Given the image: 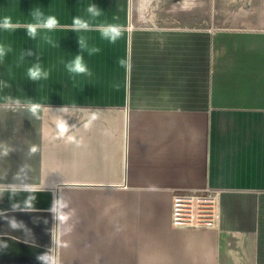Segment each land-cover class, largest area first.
<instances>
[{
	"label": "crops",
	"instance_id": "crops-1",
	"mask_svg": "<svg viewBox=\"0 0 264 264\" xmlns=\"http://www.w3.org/2000/svg\"><path fill=\"white\" fill-rule=\"evenodd\" d=\"M40 13L59 24L33 39ZM78 16L90 30H72ZM5 22L0 188L53 195L56 240L51 254L7 237L16 253L3 257L264 264V0H0ZM110 25L115 43L101 35ZM77 54L84 74L68 71ZM178 190H211L214 228L172 226ZM136 196L164 204L163 216ZM139 228L144 255L131 248Z\"/></svg>",
	"mask_w": 264,
	"mask_h": 264
},
{
	"label": "rangeland",
	"instance_id": "rangeland-1",
	"mask_svg": "<svg viewBox=\"0 0 264 264\" xmlns=\"http://www.w3.org/2000/svg\"><path fill=\"white\" fill-rule=\"evenodd\" d=\"M23 192H27V190H22V189H17V188H0V205H12L16 207L21 206V208H24L20 210H11L5 213H0V222L2 220L4 221L5 219L4 223L9 224L10 222H15V220L16 221L22 220L20 221L21 223H18L22 226V229H21L22 232H30L32 230L36 232L40 229V227L43 224L45 225L46 215L49 214L50 215V229H51V234L49 237L52 242V247L48 249L49 250L48 252L49 253L51 252V254H54L55 253L54 241L56 240V228H55V223H54L55 208L53 206L54 197L53 195H50L49 197L47 196L45 197L44 196H28V195H23ZM133 201L137 202V205L139 206L140 211H141V208L144 209L146 205L150 204L154 206L155 214L157 216L159 215L160 217V215L164 213V209H165L164 204L157 203L156 199H153L152 197L136 196V197H133ZM15 214H21V217L18 218L15 216ZM61 227H62V223H61ZM140 230L138 231V235L136 237H133V243L131 244L132 245L131 248L133 250V253H137L138 255H144L147 249L146 239H145V229H142L141 232ZM154 232H155V240H154L155 245H153L154 249L156 248L161 249L162 245H161L160 236H161L162 230L161 228L159 229L155 228ZM7 237L8 236L3 237L2 235H0V246L3 242H7V240L11 239V237H8L10 239H7ZM59 242L61 243L60 247L64 248V245H62L64 242V236H63L62 230H61V235L59 234ZM125 247L126 245H123V248ZM62 251L64 252V249ZM0 264H28V263H25V262L3 263L0 261Z\"/></svg>",
	"mask_w": 264,
	"mask_h": 264
},
{
	"label": "built area",
	"instance_id": "built-area-1",
	"mask_svg": "<svg viewBox=\"0 0 264 264\" xmlns=\"http://www.w3.org/2000/svg\"><path fill=\"white\" fill-rule=\"evenodd\" d=\"M217 198L211 190H178L172 195V226L177 229H212Z\"/></svg>",
	"mask_w": 264,
	"mask_h": 264
},
{
	"label": "clouds",
	"instance_id": "clouds-1",
	"mask_svg": "<svg viewBox=\"0 0 264 264\" xmlns=\"http://www.w3.org/2000/svg\"><path fill=\"white\" fill-rule=\"evenodd\" d=\"M95 9L96 11H93ZM88 11L92 15H98L100 12V9L93 4L89 7ZM36 14L35 12L33 13ZM37 19L40 21L35 26H29L27 29V35L33 39L36 38L37 35V28H45L48 30H55L59 24V21L55 17H47L43 18V14L40 13L37 16ZM74 28L72 30L74 31H80V30H90V24L88 22L83 21L79 16L73 18ZM0 27H3L5 29L9 28L10 25L5 22L3 25H0ZM102 38L108 40L111 43H115L120 38V32L117 26L110 25L105 27L101 32ZM78 43L81 49V53L84 51V46L81 42V40L78 38ZM98 51V49H92L89 54H93L94 52ZM5 49L0 46V58H2L5 55ZM32 53L29 51V55ZM68 71L75 74H84L86 73L87 67L82 62V56L80 54H77L76 58L73 61H70L67 65ZM45 77L47 76L46 73L43 74ZM29 78L33 81L41 78V72L38 68L29 69Z\"/></svg>",
	"mask_w": 264,
	"mask_h": 264
},
{
	"label": "water",
	"instance_id": "water-1",
	"mask_svg": "<svg viewBox=\"0 0 264 264\" xmlns=\"http://www.w3.org/2000/svg\"><path fill=\"white\" fill-rule=\"evenodd\" d=\"M59 199V196H57ZM24 209L21 208V206H12V205H0V213H5L7 211L11 210H20ZM7 215V214H5ZM16 217L20 218L21 214H15ZM6 217V216H4ZM2 220V219H1ZM18 221V222H17ZM15 220V222H10L9 224H5L2 220L0 222V235L2 236H8L11 237V240H19V241H25L29 243L36 244L40 247V249L46 250L48 252L49 248L52 247V242L50 239L51 229H50V215H46V222L45 225L43 224L38 231H30V232H22V226L18 223H21L22 220ZM3 223V224H2ZM38 232V233H37ZM16 253V250L12 247H6L4 248L1 244L0 246V261L3 263H14V262H28V263H34V260L29 258H23V259H11V258H5L4 255H13ZM48 263V262H47ZM44 263V264H47Z\"/></svg>",
	"mask_w": 264,
	"mask_h": 264
},
{
	"label": "bare ground",
	"instance_id": "bare-ground-1",
	"mask_svg": "<svg viewBox=\"0 0 264 264\" xmlns=\"http://www.w3.org/2000/svg\"><path fill=\"white\" fill-rule=\"evenodd\" d=\"M3 114H5V113H3ZM3 114L1 115L2 117H3ZM32 114H36V113H33V112H32ZM1 116H0V117H1ZM5 116H6V115H5ZM7 116H8V115H7ZM7 116H6V117H7ZM7 118L9 119V117H7ZM7 118H6V120H7ZM11 119H12V118H11ZM15 121H17V118H16ZM18 121H20V120H18ZM22 121L24 122L25 120L23 119ZM12 122H13V120H12ZM17 123H18V122H17ZM19 123H21V121H20ZM24 123H25V122H24ZM21 124H22V123H21ZM25 124H26V123H25ZM31 124H32V123H30V125H31ZM33 125H34V124H33ZM27 126H28V125H27ZM36 126H37V125H36Z\"/></svg>",
	"mask_w": 264,
	"mask_h": 264
}]
</instances>
